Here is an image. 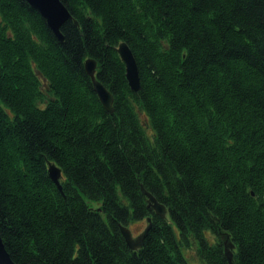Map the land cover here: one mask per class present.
<instances>
[{
	"label": "trees",
	"instance_id": "1",
	"mask_svg": "<svg viewBox=\"0 0 264 264\" xmlns=\"http://www.w3.org/2000/svg\"><path fill=\"white\" fill-rule=\"evenodd\" d=\"M62 2L59 39L27 0H0V235L13 261L190 264L195 248L231 264L229 234L235 264H264V0ZM149 216L133 250L120 225Z\"/></svg>",
	"mask_w": 264,
	"mask_h": 264
},
{
	"label": "water",
	"instance_id": "2",
	"mask_svg": "<svg viewBox=\"0 0 264 264\" xmlns=\"http://www.w3.org/2000/svg\"><path fill=\"white\" fill-rule=\"evenodd\" d=\"M28 3L36 9L47 21V24L54 32V34L59 38L63 39V35L61 32V27L63 24L72 18V14L69 9L65 6L62 0H27ZM117 50L125 62L126 65V75L130 87L134 91H139L141 87L140 75H139V68L135 58L133 51L131 50L129 44L125 41H121L117 47ZM85 68L88 74L92 78V82L94 88L100 97L103 105L109 112H113V102L114 97L112 92L101 82L97 79V62L89 58L85 61ZM48 172L54 182L58 185L60 189L61 186V179H62V170L56 163L49 162ZM149 197L150 204L163 216H166L167 208L164 204L157 200L151 193L146 192ZM150 220V219H149ZM150 224L146 227V229L139 234V236L134 237L132 234L131 229L128 227L121 225L120 230L124 235L127 243L133 250L140 249L143 246L144 238L149 230ZM229 242H226L228 245ZM230 247L233 248L234 246L232 243H229ZM227 255L230 253V249H226ZM228 258L231 260L230 255ZM0 264H16L11 255L6 249L4 241L0 235Z\"/></svg>",
	"mask_w": 264,
	"mask_h": 264
},
{
	"label": "rangeland",
	"instance_id": "3",
	"mask_svg": "<svg viewBox=\"0 0 264 264\" xmlns=\"http://www.w3.org/2000/svg\"><path fill=\"white\" fill-rule=\"evenodd\" d=\"M100 98V97H99ZM102 102V101H101ZM88 202L92 205V206H100L101 205V202H96V201H91V200H88ZM150 203V202H149ZM163 204V203H162ZM150 206H152L151 204H149ZM165 205V204H164ZM153 207V206H152ZM166 207V206H165ZM154 212L155 214L163 217V218H166V219H170V214L168 213V210H167V213H166V216H163L161 213H159L154 207ZM103 216L106 217V215L103 213ZM150 219V220H149ZM151 216L147 217L146 219L142 220V221H139V222H134V223H131L129 226H126L128 227L129 229H131L132 231V234L134 237H137L139 236V234H141L145 229L146 227L151 223ZM121 226V225H120ZM224 241H225V252L227 251L226 249H230V245L228 243V245H226V242H230V238L226 236H224ZM185 254L187 255L188 259H189V262L190 264H205L203 262V260L198 256V253H197V250L194 248V249H186L184 250Z\"/></svg>",
	"mask_w": 264,
	"mask_h": 264
},
{
	"label": "bare ground",
	"instance_id": "4",
	"mask_svg": "<svg viewBox=\"0 0 264 264\" xmlns=\"http://www.w3.org/2000/svg\"><path fill=\"white\" fill-rule=\"evenodd\" d=\"M226 236L230 238V235H229V234H227ZM229 243H231V240H230ZM229 255H230V257H231V260L228 258L229 261H230V263H231V264H235V262H234V260H233V252H232V250H230V253H229L227 256H229Z\"/></svg>",
	"mask_w": 264,
	"mask_h": 264
}]
</instances>
